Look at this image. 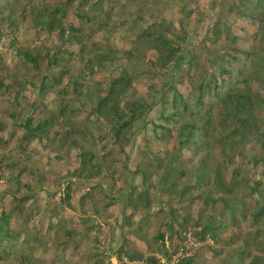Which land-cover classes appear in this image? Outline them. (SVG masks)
<instances>
[{
    "label": "trees",
    "instance_id": "obj_1",
    "mask_svg": "<svg viewBox=\"0 0 264 264\" xmlns=\"http://www.w3.org/2000/svg\"><path fill=\"white\" fill-rule=\"evenodd\" d=\"M206 1L231 4L184 60L189 0H0V264H264V0ZM183 62L181 90L163 70ZM135 84L160 105L144 168L125 150L150 109ZM128 173L108 253L102 179Z\"/></svg>",
    "mask_w": 264,
    "mask_h": 264
},
{
    "label": "rangeland",
    "instance_id": "obj_2",
    "mask_svg": "<svg viewBox=\"0 0 264 264\" xmlns=\"http://www.w3.org/2000/svg\"><path fill=\"white\" fill-rule=\"evenodd\" d=\"M190 6L194 9V14L191 17V23L194 24L192 28V32L190 35V39L186 44L183 52V59L187 60V50L189 44L195 45L202 38L204 32L210 27L215 20L226 11L231 1L227 3L223 8L217 10H211L209 8V4L206 0H189ZM72 21V20H68ZM239 29L237 31L243 32L240 29L241 25L236 24ZM244 26V25H243ZM53 39L54 34L51 36ZM42 38H48L46 35H42ZM139 54L144 55L149 60H155L154 52H142L138 48H134ZM128 68L136 71H145L149 68L148 63L145 62H130L128 63ZM187 69V64L185 62L177 65L171 66L163 70L165 79L167 81L175 84L179 89L185 88V78L183 74ZM133 90L135 95L142 99L150 109L138 120L134 122L133 125V134L130 137L129 143L126 146V152L129 155L128 165L131 167L134 164L140 166V168L145 167V160L142 157V152L144 150V123L151 118L155 117L160 111V105L158 103V97L152 91H149L146 86L141 84H135L133 86ZM1 107V104H0ZM2 120L5 122V125L9 124V120L3 116H1ZM165 149L169 150L170 145L166 144ZM192 179H184L182 182H191ZM102 183L104 188L107 191L114 193L118 199V203L110 208L111 211V220H112V228L104 235L101 239L103 242L101 244L102 248L106 250V252L110 253L112 250L120 243L121 236L123 234H127V228H121L119 222L122 216V202L124 201V192L128 190V188L132 185H140L141 183V175L128 173L119 181L112 183L111 180L107 177L102 179ZM41 198H46V194L41 193ZM152 199L154 201L153 208L156 209L158 206V194L157 192H153ZM189 237V236H188ZM107 238V239H106ZM106 239V240H105ZM105 240V241H104ZM197 244H194L189 240L187 246L192 247L193 249ZM191 253V252H187ZM210 253L206 252L205 257L210 258ZM112 263L116 264L117 261L115 257H111ZM208 264V263H207Z\"/></svg>",
    "mask_w": 264,
    "mask_h": 264
}]
</instances>
